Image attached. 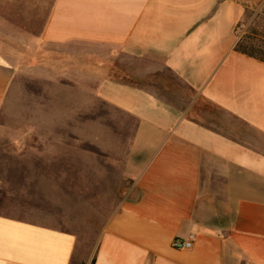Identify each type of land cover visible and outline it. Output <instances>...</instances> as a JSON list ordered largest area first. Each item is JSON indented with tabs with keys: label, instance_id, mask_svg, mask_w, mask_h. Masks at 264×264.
Returning <instances> with one entry per match:
<instances>
[{
	"label": "crops",
	"instance_id": "obj_1",
	"mask_svg": "<svg viewBox=\"0 0 264 264\" xmlns=\"http://www.w3.org/2000/svg\"><path fill=\"white\" fill-rule=\"evenodd\" d=\"M245 13L240 0L53 1L40 43L112 50L100 72L87 54L95 86L78 99L137 123L132 186L84 257L73 233L0 214V264H264V62L235 50ZM17 76L0 55V110Z\"/></svg>",
	"mask_w": 264,
	"mask_h": 264
},
{
	"label": "rangeland",
	"instance_id": "obj_2",
	"mask_svg": "<svg viewBox=\"0 0 264 264\" xmlns=\"http://www.w3.org/2000/svg\"><path fill=\"white\" fill-rule=\"evenodd\" d=\"M53 1L0 0V55L18 68L0 110V214L73 233L79 258L94 253L129 195L137 123L99 98L90 108L80 102L84 87L95 86L82 65L87 54L99 55L92 63L100 72L112 50L40 43ZM240 1L246 6L242 37L264 40V0Z\"/></svg>",
	"mask_w": 264,
	"mask_h": 264
},
{
	"label": "trees",
	"instance_id": "obj_3",
	"mask_svg": "<svg viewBox=\"0 0 264 264\" xmlns=\"http://www.w3.org/2000/svg\"><path fill=\"white\" fill-rule=\"evenodd\" d=\"M235 50L264 62V40L260 41L251 35L244 36L237 42Z\"/></svg>",
	"mask_w": 264,
	"mask_h": 264
},
{
	"label": "built area",
	"instance_id": "obj_4",
	"mask_svg": "<svg viewBox=\"0 0 264 264\" xmlns=\"http://www.w3.org/2000/svg\"><path fill=\"white\" fill-rule=\"evenodd\" d=\"M193 246V240H181L180 238H176L173 241V247L178 250H188L191 249Z\"/></svg>",
	"mask_w": 264,
	"mask_h": 264
}]
</instances>
